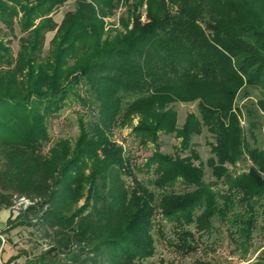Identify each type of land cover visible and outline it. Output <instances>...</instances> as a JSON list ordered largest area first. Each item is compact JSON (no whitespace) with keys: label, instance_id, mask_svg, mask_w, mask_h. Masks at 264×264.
Returning <instances> with one entry per match:
<instances>
[{"label":"trees","instance_id":"16d2710c","mask_svg":"<svg viewBox=\"0 0 264 264\" xmlns=\"http://www.w3.org/2000/svg\"><path fill=\"white\" fill-rule=\"evenodd\" d=\"M67 1L0 0V22L13 36L16 25L24 33L16 55L0 33V209L30 201L4 232L35 227L49 241L22 264H146L156 252V197L175 224L171 245L190 254L221 225L246 257L255 232L264 238V114L246 104L244 130L231 108L243 90L264 91V0H75L44 57L45 33L56 25L50 15ZM120 8L126 32L105 38V18ZM158 97L198 101L199 115L181 129L191 153L154 152L133 167L109 130ZM73 98L86 107L79 135L46 152L49 118ZM258 102L264 110V98ZM174 112L155 110L134 134L155 140L159 128L171 131ZM201 124L215 143L206 162L190 143ZM241 162H250L247 170L226 167ZM206 165L214 182L205 180ZM256 259L264 264V249Z\"/></svg>","mask_w":264,"mask_h":264},{"label":"rangeland","instance_id":"374dc122","mask_svg":"<svg viewBox=\"0 0 264 264\" xmlns=\"http://www.w3.org/2000/svg\"><path fill=\"white\" fill-rule=\"evenodd\" d=\"M76 7L75 0H68L66 4L59 6L53 10L51 17L55 21V27L53 30H47L45 33V39L43 43L42 56L46 57L49 55L52 49V42L58 33V28L64 20V15L67 10L74 9ZM146 5L142 8V19L146 20L145 14ZM125 9L120 8L115 15L105 18V35L108 37L112 31L126 32V28L121 23V18L124 16ZM127 17V15H126ZM128 18V17H127ZM41 18L36 20V23ZM128 20V19H126ZM131 23L129 24V26ZM0 33L1 40L10 41V46L13 48V53L19 51L20 37L24 35L16 25L15 35L13 36L4 27V24L0 22ZM264 98V91L256 88H252L248 96L244 95V90L239 93L233 101L231 110L237 115L239 125L244 130L247 129L248 125V114L246 113V104H253L259 113L264 114V110L259 107V99ZM166 110L169 108L174 109L173 118H168L167 123L171 121L173 128L171 131L163 130L159 128L155 140L151 137H137L134 134L133 128L137 126L142 119L145 117L152 118V114L155 110ZM86 107L79 101L70 99L66 102L64 108L56 113V116H51L48 121V134L50 140L45 144L44 148L46 152H49L51 146L56 141L62 139L75 140L79 135V118L81 114H85ZM191 115H199L198 112V101H182V100H164L160 97L157 99L143 101L140 107L133 109L127 115H120L119 119L114 123L112 128L109 130V139L112 143H116L118 146L123 148L124 156L129 157L133 167L143 165L146 158L151 156L154 152H163L169 154L172 158L180 156L181 158L188 157L190 155L189 148H184L183 141L184 136L181 131L183 126L187 123ZM263 129V142H264V115L262 117ZM165 127V126H164ZM200 130L197 133H193L191 136L192 148L196 150L199 155V159L202 162H206L212 155L211 147L214 143L213 134L210 132L208 127L204 124L198 126ZM197 130V129H196ZM105 147H110V144ZM103 149L100 150V152ZM199 159L193 158L195 165L199 164ZM250 162L239 163L237 166L226 164L229 171L241 172L247 170ZM136 170V168H135ZM205 180L207 182H214L216 180L211 168L205 166ZM136 174L140 179L148 178L149 175L144 172H137ZM129 187L134 185L132 176H125ZM220 186V185H219ZM23 201L19 200L12 208H1L0 209V235L5 237L6 241L1 244L0 248V264H22L27 261H31L37 258L45 249L48 248V238L43 232L35 227H17L15 230L10 232H4L6 228L7 219L13 215L18 214V205ZM84 199L79 202L82 205ZM160 197H156L154 201V213H153V226L152 233L155 238V254L147 258L146 264H202L208 262L209 264H254L257 259V255L262 249H264V238L259 232H255L253 239V246L246 257H243L242 248L234 244L231 240L228 231L225 227L221 226L214 230L209 235L206 234L202 240L198 241V250L185 254L177 247L170 244L169 239L172 238L174 241L177 239L175 232V224L162 217V206L159 204ZM261 223V220H260ZM159 228L162 229L165 236L159 232ZM1 239V238H0ZM2 240V239H1ZM12 258H15L12 260Z\"/></svg>","mask_w":264,"mask_h":264},{"label":"built area","instance_id":"2783aa9c","mask_svg":"<svg viewBox=\"0 0 264 264\" xmlns=\"http://www.w3.org/2000/svg\"><path fill=\"white\" fill-rule=\"evenodd\" d=\"M23 201L26 203V204H29L30 201L28 200H24ZM0 238L2 239V243H4L6 241L5 237H3L2 235H0Z\"/></svg>","mask_w":264,"mask_h":264},{"label":"crops","instance_id":"0c3cea01","mask_svg":"<svg viewBox=\"0 0 264 264\" xmlns=\"http://www.w3.org/2000/svg\"><path fill=\"white\" fill-rule=\"evenodd\" d=\"M6 223V222H5ZM7 226V223H6V225H5V227Z\"/></svg>","mask_w":264,"mask_h":264}]
</instances>
